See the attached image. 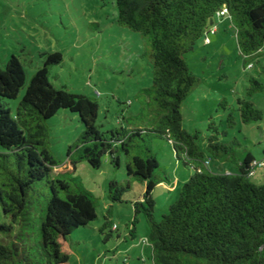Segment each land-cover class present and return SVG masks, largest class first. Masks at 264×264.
I'll list each match as a JSON object with an SVG mask.
<instances>
[{
	"label": "trees",
	"instance_id": "obj_1",
	"mask_svg": "<svg viewBox=\"0 0 264 264\" xmlns=\"http://www.w3.org/2000/svg\"><path fill=\"white\" fill-rule=\"evenodd\" d=\"M117 23L147 40L152 62V82L140 90L141 106L130 115L126 127L100 129L99 104L91 97L56 87L49 80L51 65H58V52L44 53L41 68L27 80L15 55L0 68V98L16 99L25 87L15 114L0 102V264H67L71 234L96 219L95 202L73 175L76 164L86 161L93 169L108 156L119 168L125 155L128 178L145 184L142 199L134 203L148 225L146 243L151 264H264V182L250 178L257 166L248 151L236 157V139L224 142L226 130L212 121L207 134L190 133L182 124L181 107L198 86L185 54L194 49L216 19L228 18L244 60L264 48V0H114ZM226 9L224 16L217 13ZM264 85L249 79L248 98H237L236 110L244 123L257 122L262 112L249 99ZM221 108L226 109L222 102ZM65 109L78 115L83 131L69 147L66 158H55L47 147L46 120ZM232 112L226 126L234 128ZM144 136L167 139L177 160L191 172L179 196L159 221L155 220L152 191L166 177L156 155L144 144ZM201 141V142H200ZM16 157L13 168L8 159ZM230 162L232 172H218L212 161ZM221 168V166H220ZM58 169L56 175L53 173ZM46 191H39V184ZM130 182L109 183V199L120 202ZM44 197L41 198L42 196ZM43 199V200H42ZM111 226L109 220L99 229ZM111 231L105 234L111 236Z\"/></svg>",
	"mask_w": 264,
	"mask_h": 264
},
{
	"label": "rangeland",
	"instance_id": "obj_2",
	"mask_svg": "<svg viewBox=\"0 0 264 264\" xmlns=\"http://www.w3.org/2000/svg\"><path fill=\"white\" fill-rule=\"evenodd\" d=\"M223 29L216 37H211V43L205 44L199 39L194 49L185 54L190 71L200 81L182 104V124L190 133L197 131L202 137L212 121L220 131L226 130L228 136L222 140L228 142L235 138L240 145L236 148L237 158L249 151L257 161L263 162L250 178L254 184H261L264 182V89L249 97L262 112L257 122L244 124L239 120L236 100L248 98L246 89L250 78L264 85V48L245 61L231 25ZM54 52L61 54L62 61L48 67L50 82L74 94L93 98L99 104L97 125L100 129L131 124L128 118L141 106L140 90L152 82L150 47L141 33L117 23L114 0H0V68L15 55L29 80L43 66V54ZM96 91L99 96L95 95ZM24 92L25 87L16 99L0 98V102L13 115ZM222 102L226 109L221 108ZM229 112L236 120L232 129L226 126ZM46 125L47 147L56 159L63 161L69 147L83 131L80 119L77 114L61 109L46 120ZM144 139L160 167L154 175L168 180L157 184L152 191L154 217L159 221L178 198L191 170L176 159L167 139L150 140L145 136ZM1 152H4L2 147ZM15 161V156L8 159L11 168ZM214 164L218 172L234 170L232 163L214 159L209 167L211 170ZM57 171L55 169L54 176ZM73 175L92 195L96 219L68 238L70 257L67 264H151V247L142 243L148 225L142 213L134 212V203L142 199L145 184L127 177L125 155L121 153L120 166L116 169L107 155L98 169H93L86 161H79ZM111 181L121 185L130 182V189L125 191L120 202H111L108 197ZM37 187L47 192L43 183ZM106 220L111 226L101 233L99 229ZM114 225L111 236L106 238L105 234Z\"/></svg>",
	"mask_w": 264,
	"mask_h": 264
},
{
	"label": "built area",
	"instance_id": "obj_3",
	"mask_svg": "<svg viewBox=\"0 0 264 264\" xmlns=\"http://www.w3.org/2000/svg\"><path fill=\"white\" fill-rule=\"evenodd\" d=\"M225 13H226V9L222 8V9L217 13V15H218V16H224ZM215 32H216V26H211V27L207 30L206 35H205V37H204V39H203V41H204L205 44H209V43H210V41H211V36H212L213 34H215ZM95 95H96V96H99L100 94H99L98 91H96V92H95ZM254 165H255V166H260V165H263V162H254ZM142 243H146V240H142Z\"/></svg>",
	"mask_w": 264,
	"mask_h": 264
},
{
	"label": "crops",
	"instance_id": "obj_4",
	"mask_svg": "<svg viewBox=\"0 0 264 264\" xmlns=\"http://www.w3.org/2000/svg\"><path fill=\"white\" fill-rule=\"evenodd\" d=\"M220 24H222L223 26L222 27H219ZM227 25H230V22H229L228 18L223 17V18H220V19H216V32L213 35L216 37L217 34L219 33L220 29H223V28L225 29ZM224 34L225 35H228V33H226V32ZM210 43H211V41H210Z\"/></svg>",
	"mask_w": 264,
	"mask_h": 264
}]
</instances>
